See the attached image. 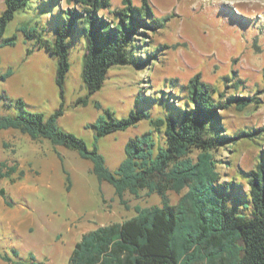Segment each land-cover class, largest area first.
Segmentation results:
<instances>
[{"label": "rangeland", "instance_id": "374dc122", "mask_svg": "<svg viewBox=\"0 0 264 264\" xmlns=\"http://www.w3.org/2000/svg\"><path fill=\"white\" fill-rule=\"evenodd\" d=\"M132 1L141 4V0ZM149 2L157 16L169 19L153 35L157 44L165 45L159 59L142 69L129 64L111 67L102 88L90 94L82 76L86 40L78 36L71 44L62 96L56 83L57 58L46 48L36 47L37 37L27 39L20 30L35 27L52 41L60 3L32 0L7 25L4 37L15 36V45L0 48V75L13 71L0 81V116L17 114L18 99L24 101L26 110L46 116L63 104L59 127L84 139L89 149L96 147L106 166L115 171L125 157L128 140L154 131V126L142 118L126 130L96 139L91 124L99 116L106 117L108 110L116 118L127 117L132 110H148L153 117H162L169 113L170 97L172 101L177 98L175 85H184L195 74L227 96L253 95L264 89V0ZM122 6L123 0H111L110 9ZM3 8L0 1V13ZM259 97V103L242 109L232 104L227 110H218L227 133L261 128L255 137L239 139L216 152L222 162L218 164L221 181L235 180L240 185L236 188L243 191L248 186L241 172L254 168L264 151V91ZM0 161L17 162L18 171L23 172L15 182L9 178L0 182L12 203L11 210L4 209L0 194V264H8L4 259L7 252L14 261L30 262L33 256L42 264H69L68 255L75 246L71 228L80 240V232L90 228L88 220L103 225L123 222L137 215L136 205H162L159 194L147 195L143 190L139 198L125 194L126 208L114 187L98 180L90 160L48 139L34 141L19 130H0ZM182 193L170 191L171 203Z\"/></svg>", "mask_w": 264, "mask_h": 264}, {"label": "trees", "instance_id": "16d2710c", "mask_svg": "<svg viewBox=\"0 0 264 264\" xmlns=\"http://www.w3.org/2000/svg\"><path fill=\"white\" fill-rule=\"evenodd\" d=\"M0 1L4 3L0 13L1 48L15 45V36L4 37L7 25L32 0ZM58 2L52 41L44 39L35 27L23 26L20 30L27 39L37 37L36 47L46 48L57 58L56 83L62 96L70 70L71 44L78 36L86 40L82 76L90 94L102 88L111 67L129 64L142 69L159 59L165 45L157 44L153 35L169 19L157 16L149 0H141L140 5L123 0V6L117 9H110L111 0ZM12 74V69L7 70L0 81ZM175 86L177 98L172 101L170 97L169 113L162 117H153L148 110H132L127 117L116 118L108 110L106 117L99 116L91 124L96 139L126 130L142 118L154 126V131L128 140L125 157L115 171L106 166L96 147L89 149L84 139L59 127L63 104L46 116L26 110L24 101L18 99L17 114L0 116V130L16 129L34 141L48 139L90 160L98 180L111 184L126 208V193L139 198L146 190L147 195L157 193L162 198L161 206L136 205L134 217L83 234L69 264H264V151L254 168L241 172L246 191L237 189L240 185L235 180L221 181L218 164L222 162L216 158L220 147L251 139L261 130L227 133L218 110H227L232 104L242 109L259 103L264 89L253 95L227 96L200 74ZM22 176L17 162L10 165L0 161V182L4 178L15 182ZM67 182L70 189L68 174ZM170 191L183 192L175 204L170 201ZM0 194L12 205L1 185ZM4 259L8 264H42L33 256L30 262L13 263L7 256Z\"/></svg>", "mask_w": 264, "mask_h": 264}, {"label": "crops", "instance_id": "0c3cea01", "mask_svg": "<svg viewBox=\"0 0 264 264\" xmlns=\"http://www.w3.org/2000/svg\"><path fill=\"white\" fill-rule=\"evenodd\" d=\"M7 130H16V129H7ZM31 139V138H30ZM102 182H106V181H102ZM3 204H4V209H8V210H11V207H12V205H8L7 203H6V201H5V198L3 197ZM90 225L89 227L90 228H86V230H83V231H81L80 233H81V238H82V236H83V234H85V233H87V232H89V231H91V230H93V229H96L97 227H99V226H102L103 224H99L98 222H94L93 220H88L87 221V223H86V225ZM91 228H93V229H91ZM88 229H91V230H88ZM30 230L32 231V228H30ZM77 231L75 230V229H70V236H71V238H74V240H75V244L74 245H76V243L78 242V241H80L81 240V238H80V240H77L78 239V235H77ZM77 235V236H76ZM59 237L60 236H58L57 238L59 239ZM77 237V238H76ZM14 246V245H13ZM75 247V246H74ZM74 249V248H73ZM73 251V250H72ZM7 255V257H9V258H11L12 259V261H13V263L14 262H18V261H14L13 259H15V258H13L8 252L6 253ZM71 254H72V252H70L69 253V255H68V257H69V259H70V256H71ZM18 255V254H17ZM8 263V262H7Z\"/></svg>", "mask_w": 264, "mask_h": 264}]
</instances>
